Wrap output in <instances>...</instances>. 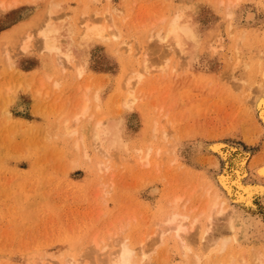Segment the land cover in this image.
Segmentation results:
<instances>
[{
  "label": "rangeland",
  "instance_id": "rangeland-1",
  "mask_svg": "<svg viewBox=\"0 0 264 264\" xmlns=\"http://www.w3.org/2000/svg\"><path fill=\"white\" fill-rule=\"evenodd\" d=\"M178 15L196 33L185 52L160 42ZM84 19L109 38L77 34L73 63L41 49L45 23L79 28ZM263 96L264 0H0V264H111L124 242L138 264H219L228 255L243 264L244 254L257 264ZM100 121L117 126L124 150L96 147ZM222 200L231 201L224 215ZM231 208L235 233L224 226ZM170 211L189 217L180 243L171 231L161 238Z\"/></svg>",
  "mask_w": 264,
  "mask_h": 264
},
{
  "label": "bare ground",
  "instance_id": "bare-ground-1",
  "mask_svg": "<svg viewBox=\"0 0 264 264\" xmlns=\"http://www.w3.org/2000/svg\"><path fill=\"white\" fill-rule=\"evenodd\" d=\"M14 4H16V2H14ZM13 6V5H12ZM7 9V8H6ZM51 14V13H50ZM56 14V13H55ZM234 14V13H233ZM53 15V14H52ZM51 15V16H52ZM54 16V15H53ZM230 17H232V16H230ZM49 18H51L50 16H49ZM58 18V17H57ZM88 19V18H87ZM83 20L84 22H82V23H80V24H82V25H80V27H82V28H78V27H73V26H70V25H63V23L62 24H59V23H53V22H48V23H45V25L41 28V30H40V33H39V35H40V39H41V49L43 50V51H46L47 53H50V54H54L55 55V57H57V59L59 60V62L60 63H62L63 61L64 62H66V63H70V62H72L73 63V60H74V58H75V56H76V47H75V37H76V35L77 34H81V36H83L84 37V40H90V39H97V38H99V40L101 39V40H106V39H108L109 37H108V33H109V30H107L105 27H103V26H101V24L100 25H98V24H92V21H88V20ZM171 21V20H170ZM56 22V21H55ZM73 23V22H72ZM84 23V24H83ZM66 24V23H65ZM91 24V25H90ZM110 28V27H109ZM81 29V30H80ZM108 31V32H107ZM114 32V31H113ZM111 34V33H110ZM112 35V34H111ZM82 37V38H83ZM79 38V37H78ZM81 38V37H80ZM163 42V41H166L167 43H170V45L169 46H167V47H173V48H175L176 47V49H178L179 50V52H185V48H186V46H188V45H192V44H195L196 43V33H195V30H194V28L190 25V24H188V22H185V20L183 19V17L181 16V15H178V16H176L172 21H171V23L169 24V26H168V30H167V33L165 34V36L164 37H160V42ZM163 48V47H162ZM28 49V44H24V46H23V50H27ZM170 49V48H169ZM173 50V49H172ZM189 50V49H188ZM129 51H130V49H129ZM175 51V50H174ZM176 52V51H175ZM186 54V53H185ZM148 70V69H147ZM79 74L81 75L82 74V70L80 69L79 70ZM126 89V88H125ZM260 89V88H259ZM258 90V89H257ZM257 94V96H258V93H256ZM259 95H260V93H259ZM263 95V94H262ZM249 96V95H248ZM261 96V95H260ZM251 97V96H250ZM255 97H256V95H255ZM253 98V97H252ZM130 99V98H129ZM259 99V98H258ZM260 99L261 100H259L258 101V103H259V105H264V96L261 98L260 97ZM131 100V99H130ZM252 100V99H251ZM133 101V100H132ZM126 102V101H125ZM254 102H255V100L253 99V104H254ZM126 103H129V101H128V99H127V102ZM125 103V104H126ZM130 106V105H129ZM254 106V105H253ZM88 108H89V105L87 106V104H85L84 105V108H83V111H82V115L83 116H85L86 114H88ZM254 109H256V108H254ZM100 110V109H99ZM262 119H264V118H262ZM94 138H95V144H96V147H97V145H98V147L100 148V150L102 149V147L103 148H105V146L107 147V152L108 153H110V152H112V151H114V150H116V151H119V152H121L122 150H124V146H123V140H122V138L120 137V135H119V130L117 129V126L115 125V126H112V127H108V128H106L105 127V125H104V123H102L101 121L100 122H98L97 123V125H96V128H95V135H94ZM154 138V137H153ZM221 143V142H220ZM174 144V143H173ZM215 145V144H214ZM225 146V145H224ZM175 148V147H174ZM212 148V147H211ZM210 148V149H211ZM215 149L217 150V151H219V152H221V146L220 145H218L217 144V146L215 147ZM102 151V150H101ZM160 151V150H159ZM213 151V150H212ZM103 152H104V150H103ZM138 152V151H137ZM150 152V151H149ZM147 153V155L145 156V157H143L145 160L144 161H146L147 159H148V155L150 154V153ZM151 152H152V150H151ZM141 153V152H140ZM157 153V152H156ZM241 153V152H240ZM111 154H113V153H111ZM161 154V153H160ZM110 156V155H109ZM235 157V156H234ZM176 159H177V157H175ZM175 159V160H176ZM223 159V158H222ZM236 159V158H235ZM142 161H143V159H142ZM177 161H178V159H177ZM177 161H174L175 163L177 162ZM245 161H246V159H241V158H239L238 160H236L234 163H235V167H237L236 169H237V171H236V174H237V177L238 178H240L242 175H244L245 176V170H244V164H245ZM145 163H147V162H145ZM149 164V163H148ZM180 164V163H179ZM173 166H175L174 164H173ZM180 166V165H179ZM149 167V166H148ZM182 167V166H181ZM180 167V168H181ZM158 168V167H157ZM254 168V167H253ZM262 168V167H261ZM256 169V168H255ZM260 168H258V169H256L255 171L256 172H258L257 170H259ZM174 170V169H173ZM227 172V171H226ZM254 173V172H253ZM264 173V172H263ZM257 174V173H256ZM259 174V173H258ZM262 174H260V176H261ZM173 176V175H172ZM258 176V175H257ZM262 176H264V175H262ZM161 178V177H160ZM243 178V177H242ZM258 178V177H257ZM157 179H158V177H157ZM170 179V178H169ZM259 179H260V177H259ZM213 180V179H212ZM222 181V180H221ZM236 181V180H235ZM171 183V182H170ZM177 183V182H176ZM241 183V182H240ZM168 185V184H167ZM206 186V185H205ZM209 186V185H208ZM213 187V186H212ZM221 187V186H220ZM207 188V187H206ZM174 189V188H173ZM166 190H167V188H166ZM171 190V189H170ZM153 194H155V193H158L159 192V190H158V188H156V189H154L153 191ZM171 192V191H170ZM215 192H216V190H215ZM177 193V192H176ZM219 193V192H218ZM164 194V193H163ZM171 194V193H170ZM175 194V193H174ZM217 194V193H216ZM216 194H214V195H216ZM228 195H230V194H228ZM223 196V195H222ZM218 197V196H217ZM233 198V197H232ZM217 200H218V198H217ZM174 201V200H173ZM214 201H216V199L214 200ZM230 201V200H229ZM229 201L227 200H224V202H223V200H222V203H220L219 205L220 206H225V207H223L221 210H219V212L221 211V213H219V212H216V214L217 213H219L220 215H224V214H227V212L229 211H227V209H230L229 208ZM236 201V200H235ZM179 202H181L180 200H179ZM207 202V201H206ZM218 202V201H217ZM231 202V201H230ZM176 203H177V201H176ZM164 204V203H163ZM168 204V203H167ZM174 204H175V202H173V206H174ZM217 204L218 203H216V202H214V208H213V210L211 211L212 212V214L211 215H213V211H215V208L217 207ZM169 205V204H168ZM185 205H186V203H185ZM239 206V205H238ZM175 207H176V205H175ZM179 207V206H178ZM211 207H213V206H211ZM174 208V207H173ZM183 208H185L184 206H183ZM219 208V207H218ZM171 209V208H170ZM175 209V208H174ZM220 209V208H219ZM177 210V209H176ZM203 210V209H202ZM231 210H233L232 208H231ZM235 210V209H234ZM234 210H233V212H229L228 214H229V218L227 217V220H226V218L224 219L225 221H226V225H224L226 228L225 229H227L226 231H228L229 230V232H232V233H235V232H237V230H238V227H239V225H238V222H237V220L239 221V219H238V217H237V213L236 212H234ZM161 211V210H160ZM178 211V210H177ZM192 211V210H191ZM210 211V210H209ZM227 211V212H226ZM190 212V211H189ZM224 212H226V213H224ZM241 212V209H240V211H239V213ZM204 213V212H203ZM179 214H180V212H179ZM178 213H172V211H170V213H169V215L167 216V215H165V216H167L166 217V221H163L164 222V224H165V226H162V228L163 227H165V229L163 228H161L162 229V241H165V237H164V235H167V232L168 233H170V231L171 232H174V236H176V238H178L177 240L179 241H181V239H183L182 238V233H183V235H185V234H190V233H188L189 231L187 230V227H190L191 228V226H189V225H187L186 224V222L188 221V218L189 217H187V219H186V217H182L181 215H179ZM218 214V215H219ZM186 216V215H185ZM217 216V215H216ZM222 217V216H221ZM220 217V218H221ZM165 218V217H164ZM161 219V218H160ZM159 219V220H160ZM184 219H186V220H184ZM198 219V218H197ZM164 220V219H163ZM155 221V220H154ZM184 221H186L185 222V224L187 225H185L184 226ZM197 221V220H196ZM212 221V223H210V224H213V217L211 216L210 217V222ZM219 221V220H218ZM217 221V222H218ZM220 221H222V219H220ZM158 223H159V221H157ZM206 222V221H205ZM209 222V221H208ZM157 223V224H158ZM147 224V223H146ZM154 224V223H153ZM163 224V225H164ZM196 224V223H195ZM220 224H221V222H220ZM191 225V224H190ZM214 225V224H213ZM157 226V225H156ZM155 226V227H156ZM160 227H161V225H159ZM222 226V225H221ZM153 227V226H152ZM193 227H194V224H193ZM196 227H197V225H196ZM158 228V227H157ZM157 228H155V229H157ZM190 228H188L189 230H190ZM199 228V227H198ZM207 228V227H206ZM151 229V228H150ZM160 229V228H159ZM159 229H157V230H159ZM219 229H221V228H219ZM195 230V229H194ZM216 230V229H215ZM214 230V231H215ZM150 231V230H149ZM188 231V232H187ZM205 231V230H204ZM212 231V230H211ZM223 230H221V232H222ZM155 232V231H154ZM159 232V233H158ZM157 233L158 234H156V235H158L159 236V234H160V231H158ZM245 232V231H244ZM151 233V232H150ZM195 233V232H194ZM213 233V232H212ZM217 233V232H216ZM226 234V233H225ZM228 234V233H227ZM146 235V234H145ZM150 235V234H149ZM220 235H221V233H220ZM255 235V234H254ZM169 236H171L170 234L168 235V237ZM195 236V235H194ZM204 236V235H203ZM210 236V235H209ZM214 236V235H213ZM253 236V235H252ZM152 237H155L154 235L152 236ZM215 237V236H214ZM171 238V237H170ZM180 238V239H179ZM232 238H234V237H232ZM236 238V237H235ZM157 239L158 238H156V239H154V240H150L152 243H153V241H155L154 243H153V245L157 242H159L160 240L158 239V241H157ZM172 239H174L173 237H172ZM214 239V238H213ZM216 239H217V237H216ZM167 240V239H166ZM170 240V239H169ZM224 238L220 241V243L221 242H223L222 243V245L220 244V248H221V246H222V248H223V250L222 251H224V249H226V247H227V245H228V243H229V241H230V239H228L227 240V238H226V240H224ZM233 240H235V239H232V241ZM236 240H237V238H236ZM149 241V240H148ZM161 241V242H162ZM174 241V240H173ZM180 241H179V243H180ZM183 241H184V239H183ZM217 241V240H216ZM119 242H121V241H119ZM161 242H159L160 244H161ZM167 242V241H166ZM215 242V241H214ZM213 242V243H214ZM233 242H235V241H233ZM237 242H239V241H237ZM236 242V243H237ZM125 243V242H124ZM122 244V246H120V249H118L119 251L117 252V250H115L116 252L114 253V252H112V253H110V254H112V255H110L111 256V264H138L137 262L135 263L134 261H135V258L137 257V253H136V251L133 249V248H131V246H129L128 245V243H126V244ZM168 243V242H167ZM178 243V242H177ZM185 243V242H184ZM211 243V242H210ZM240 243V242H239ZM97 244V243H96ZM163 244H165V243H163ZM208 244V243H207ZM214 244H216L217 245V243H214ZM230 244V243H229ZM231 244H232V242H231ZM98 245V244H97ZM149 245V244H148ZM156 245V244H155ZM162 245V244H161ZM182 245V244H181ZM180 245V248H182V250L184 251V249L185 248H183V246H181ZM183 245H185V244H183ZM188 245V244H187ZM187 245H186V250L185 251H191V249L190 250H188V247H187ZM200 245H201V243H200ZM202 245H203V242H202ZM237 245V244H236ZM231 246V245H230ZM237 246H239V245H237ZM142 247H143V245H142ZM147 247V246H146ZM212 247V246H211ZM210 247V248H211ZM213 247H214V245H213ZM218 247V246H217ZM241 247V246H240ZM152 248V247H151ZM158 248V247H157ZM206 248V247H205ZM209 248V247H208ZM207 248V249H208ZM232 248H234L235 249V247H233L232 246ZM237 248H239V247H236V249ZM242 248V247H241ZM137 249V248H136ZM218 248H215V250H217ZM235 249V250H236ZM254 249V248H253ZM257 249V248H256ZM139 250H142L141 248L139 249ZM157 250V249H156ZM213 251H215L214 249H212ZM240 250V249H239ZM259 250V249H258ZM151 251V250H150ZM159 251V250H158ZM157 251V252H158ZM183 252L182 253V255L184 256L185 254H187L186 252ZM211 251V250H210ZM221 250H220V254H221V252H222ZM230 251V250H229ZM228 251V253L230 254V252ZM246 251V249H244V253H246L245 252ZM252 251V250H251ZM254 251V250H253ZM256 251V250H255ZM153 252V251H152ZM155 252V251H154ZM182 252V251H181ZM192 252V251H191ZM190 252V253H191ZM201 252V251H200ZM240 252V251H239ZM239 252H237V254H235V257H237V255L239 254ZM242 252V251H241ZM243 252H242V254H243ZM88 253V252H87ZM141 254H139V255H141V259H144V257H146L145 255H143L144 257H142V252H140ZM144 253V252H143ZM149 253V252H148ZM162 253V252H161ZM160 253V254H161ZM185 253V254H184ZM210 253V252H209ZM217 253V252H216ZM223 253V252H222ZM227 253V252H226ZM227 253V254H228ZM236 253V252H235ZM251 253V255L253 256V257H255L256 258V260H255V263H257V264H264V252L263 251H257L256 252V254H255V252H254V255H253V253L252 252H250ZM151 254V253H150ZM157 254V253H156ZM215 254V253H214ZM153 255V254H152ZM209 255V254H208ZM233 255V254H232ZM245 255V254H244ZM243 255V256H244ZM248 255V254H247ZM157 256V255H156ZM159 256V255H158ZM161 256V255H160ZM163 256V255H162ZM161 256V257H162ZM187 256V255H186ZM204 256H206V255H204ZM227 255H225V257H226ZM229 257H232L233 258V256H231V255H228ZM241 256V255H240ZM243 256H241L240 258H241V260H242V262L244 261L246 264H248L246 261H248L246 258H244ZM164 257H166V256H164ZM197 257H199V256H197V253H196V256L193 258V259H195V262L197 263L198 261H196V258ZM203 257V256H202ZM213 257H215V256H213ZM213 257H212V259H213ZM217 257V256H216ZM219 257H220V255H219ZM219 257H217V258H219ZM229 257H227V258H229ZM234 257V258H235ZM243 257V258H242ZM251 257V256H250ZM152 258V257H151ZM217 258H216V260H217ZM222 258H224V257H222ZM232 258H229L228 259V261H227V259H226V262H222V263H219V264H235V261H233L232 260ZM240 258L238 259V260H240ZM211 259V258H210ZM246 259V260H245ZM252 259H254V258H252ZM159 260H161V259H159ZM169 260V259H168ZM197 260H199V259H197ZM223 260V259H222ZM240 260V261H241ZM141 261V260H140ZM143 261V260H142ZM204 261V260H203ZM212 261V260H211ZM211 261H209V264L211 263V264H215L216 262H214V263H212ZM218 261V260H217ZM221 261V260H220ZM237 261V260H236ZM239 261V262H240ZM252 261H254V260H252ZM167 262V261H166ZM243 262V264H245ZM109 263V262H108ZM141 263V262H140ZM165 263V262H164ZM164 263H162V264H164ZM199 263V262H198ZM197 263V264H198ZM104 264V263H103ZM202 264V263H201ZM207 264V263H206ZM217 264V263H216ZM236 264H237V262H236ZM239 264V263H238ZM250 264V263H249ZM252 264H254V262L252 263Z\"/></svg>",
  "mask_w": 264,
  "mask_h": 264
}]
</instances>
